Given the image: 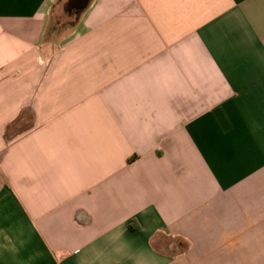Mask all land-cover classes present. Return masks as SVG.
<instances>
[{"label":"crops","instance_id":"1","mask_svg":"<svg viewBox=\"0 0 264 264\" xmlns=\"http://www.w3.org/2000/svg\"><path fill=\"white\" fill-rule=\"evenodd\" d=\"M59 1L0 0V264H264V0Z\"/></svg>","mask_w":264,"mask_h":264},{"label":"rangeland","instance_id":"2","mask_svg":"<svg viewBox=\"0 0 264 264\" xmlns=\"http://www.w3.org/2000/svg\"><path fill=\"white\" fill-rule=\"evenodd\" d=\"M66 0L59 1L52 10V22L53 27H58L62 31L68 30L77 20L75 15H69L65 9Z\"/></svg>","mask_w":264,"mask_h":264},{"label":"water","instance_id":"3","mask_svg":"<svg viewBox=\"0 0 264 264\" xmlns=\"http://www.w3.org/2000/svg\"><path fill=\"white\" fill-rule=\"evenodd\" d=\"M74 1L75 0H69L68 4H72ZM89 2H90V0H82L81 4L79 6H77V7L73 6V10H75V14L81 13L86 8V6Z\"/></svg>","mask_w":264,"mask_h":264},{"label":"flooded vegetation","instance_id":"4","mask_svg":"<svg viewBox=\"0 0 264 264\" xmlns=\"http://www.w3.org/2000/svg\"><path fill=\"white\" fill-rule=\"evenodd\" d=\"M82 0H75L72 4H68L65 8L69 15H75V10H73V6L77 7L81 4ZM77 15V14H76Z\"/></svg>","mask_w":264,"mask_h":264},{"label":"trees","instance_id":"5","mask_svg":"<svg viewBox=\"0 0 264 264\" xmlns=\"http://www.w3.org/2000/svg\"><path fill=\"white\" fill-rule=\"evenodd\" d=\"M131 162L133 161V159L130 160Z\"/></svg>","mask_w":264,"mask_h":264}]
</instances>
